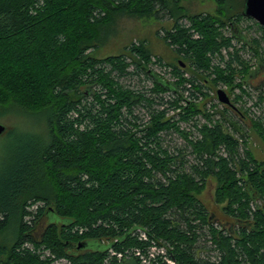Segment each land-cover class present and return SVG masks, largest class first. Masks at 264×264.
Wrapping results in <instances>:
<instances>
[{"label":"trees","instance_id":"trees-1","mask_svg":"<svg viewBox=\"0 0 264 264\" xmlns=\"http://www.w3.org/2000/svg\"><path fill=\"white\" fill-rule=\"evenodd\" d=\"M183 1L0 0V109L16 108L42 125L31 138L15 135L7 144L0 237L13 229V239L0 245L5 264H53L60 258L69 264H143L136 251L147 258L152 246L163 247L175 264H264V203H251L264 201V162L240 151L202 101L205 89L231 88L234 79L248 87L253 71L240 50L247 48L264 70V29L243 17L244 0H214L215 15L187 14ZM161 13L173 21L161 40L178 58L164 63L177 81L155 76L142 42L128 54L91 53L116 16L159 20ZM183 18L198 39L179 24ZM243 20L252 21L260 37L246 39L238 27ZM231 46L229 58L218 61L223 67L215 65L212 55ZM134 74L151 80V88L132 91L118 82ZM257 89L264 93V79ZM239 111L222 105V113L247 120ZM248 122L264 143L263 122ZM181 124L192 125L197 136L190 138ZM170 130L185 148L173 153L162 147ZM235 132L244 141L245 133ZM9 134L6 129L1 137ZM209 178L216 183L215 205L236 223L240 239L199 201ZM49 213L65 222L46 223L36 233ZM88 241L106 246L87 249ZM148 264L166 263L156 256Z\"/></svg>","mask_w":264,"mask_h":264},{"label":"rangeland","instance_id":"rangeland-1","mask_svg":"<svg viewBox=\"0 0 264 264\" xmlns=\"http://www.w3.org/2000/svg\"><path fill=\"white\" fill-rule=\"evenodd\" d=\"M239 1L240 0H236L237 3ZM181 6L187 14L215 15L217 10V5L214 0H187L183 1L181 3ZM161 14L162 18H160L159 20L150 16H116L114 20L109 24L107 33L102 38V42L98 43L97 49L92 50L91 53L97 58L118 55L120 53L128 54L129 50L127 51V49H129L131 46L138 47L142 42L151 55L149 66L152 68V70H155V63H157L158 58L162 60L161 63L164 66H166V62L176 63L178 58H176L171 52V48L169 47V49L166 44H164L161 40L162 34H165V31H169L172 28L173 21L171 19H168L165 14ZM174 15L176 17L177 13L174 12ZM252 21L243 20L238 26L239 30L242 31V34L248 40L249 38L252 39L260 37V33H258L259 31L253 24V22L255 21ZM178 22L182 25L183 23L188 22L189 28L186 29H190L195 32L194 29L190 28V22L187 19L183 18L180 19ZM227 29H229V27L225 29V36L229 37L230 34ZM199 37L200 36L192 39H198ZM231 43L233 47H236V49H240V45L238 43H236L235 41H232ZM232 46L229 47V49H227L226 51L232 52ZM260 47L262 49V53L260 52V55H262L264 53V40L261 41ZM244 50L245 51L240 50L239 56L242 57L244 61L249 63L251 70L255 75L252 79H250L251 81L249 82L250 84L248 85V87L242 85L240 79H234L231 88H229V86L226 84H221L217 88L214 87L205 89L204 93L206 94V97L202 101L204 103L206 111H208L210 114L214 113V117L212 119L219 121L226 129V133L232 136L236 141H238V144L240 145H238L239 150L243 152L244 149H248L255 161L263 163L264 143L262 142L261 136L259 135V132H257L256 127L253 128L252 124L249 125L248 119L254 122H263L262 126L264 127V93L263 91H260L261 93L258 94L259 89H257L264 77V70L259 67L256 59L252 57V54L249 52V50L247 48ZM134 57L136 59H139V57L137 56ZM153 59L155 60V62L153 61ZM186 63L188 65V62ZM169 68L170 70L168 71L171 76L167 78L172 79L174 82L177 81L178 78L176 77V75L173 74L171 67ZM128 71L135 72L134 66L130 65ZM183 77L188 78L187 75H184ZM212 78H214L213 75ZM118 82L123 86H127L132 91H144L145 89L149 90V88H151L152 86L151 80L145 78L143 75L139 76L138 74L126 76L123 78L121 77L119 78ZM217 89H222L225 91L226 94L228 93V95L230 96V100H237L236 102H234L235 104L233 105L235 107L237 106L238 108H236L238 110L240 109L243 113H245V115L247 116V120L245 119V121L242 120V122H240L238 121V118L233 116L231 113H222V106L219 105L216 100ZM253 104H256V106H253ZM180 105L183 104L181 103ZM251 105L256 108V113L249 112ZM135 113L136 115L141 117V120L143 122L147 120V117L144 118V116H146V113L142 108H137L135 110ZM34 117L27 115L13 107L8 108L7 110L0 109V125L4 126L6 129H9V132H12V134H9L8 138L0 136V190H2V187L4 186V181L2 177L6 168L5 163L8 162V160L6 159L8 158L9 145L7 144L9 143V138L13 139L16 135V138H20L22 140L29 139L32 137V133H34L36 130L42 129L40 121ZM179 126L180 129H182L183 131L190 132V138L197 136V132L195 131V129H193L192 125L181 124ZM239 128L241 129V132L245 133L244 141L243 138L240 136L241 134L235 132V130L238 131ZM42 137H45V135L43 134ZM185 146V140L178 133L174 132V130H170L162 135V147L167 148L170 152L174 153L177 149H183L185 148ZM222 149L224 148L222 147ZM220 155L223 156V154ZM186 160L192 162L193 157L187 154ZM215 186V180L209 178L206 181V185L204 186L203 190L197 197L206 208L209 216L212 217L213 215L215 219L218 220L217 223L223 225L226 230L234 232V234L232 235L233 238L240 239L241 231L238 229L236 223L233 220L226 218L221 212V208L216 206L213 201ZM28 203H31V201H28ZM251 203L255 206L262 207L264 201L262 202L261 199L258 200V198H255V200ZM40 204H35L34 207H30L29 210H34L35 206ZM26 220H28V218H26ZM64 222L65 220L57 217L52 213H49L48 217L43 218L39 222V224L36 226L35 231L36 233H40L41 226L45 225L46 223L63 224ZM5 232L6 233H4L0 237V245L9 246L13 239V229H7V231ZM86 245L87 249L91 250H103L106 246L104 244H99L95 241H88ZM6 259L7 253L4 252L0 256V263L5 264Z\"/></svg>","mask_w":264,"mask_h":264},{"label":"built area","instance_id":"built-area-1","mask_svg":"<svg viewBox=\"0 0 264 264\" xmlns=\"http://www.w3.org/2000/svg\"><path fill=\"white\" fill-rule=\"evenodd\" d=\"M185 28H189V23L188 22H185L183 23V25ZM190 32L192 33V38H197L199 35L195 32H193V30H190ZM164 34H162L163 36ZM229 49V48H228ZM227 49L223 48L220 50L219 53H214L213 58L215 59L216 58V62H214L216 65H219L221 67H223L222 63H218L220 57H222L225 61L229 58V55L228 53L230 52H227L226 51ZM153 61L155 62V60L153 59ZM156 64V63H155ZM162 64V63H161ZM152 69V68H151ZM170 68L167 66H164L163 64L162 65H159V64H156L155 65V70H152L155 74V76L160 80V81H163V82H168V83H173L174 81L170 78H167V77H170L171 74L169 73ZM156 71V72H155ZM164 76V78H163ZM246 87V86H245ZM185 96H187V94H185ZM217 100V99H216ZM218 102V101H217ZM219 105H221L219 103ZM222 106V105H221ZM254 106V104H253ZM251 105V108L249 110V112L251 113H256V108L253 107ZM237 107V106H236ZM238 108V107H237ZM241 140V139H240ZM238 142V141H237ZM239 145V144H238ZM240 146V145H239ZM28 220L27 221H30V217H27ZM26 220V218H25ZM140 238L141 239H145L144 235L141 234L140 235ZM113 254V253H112ZM136 256H138L141 260H142V263L143 264H148V261L149 259H154L156 256H159L161 257V259L166 263V264H175V261L173 259H171L170 257H167L166 256V250L163 248V247H156V246H152L149 248L148 250V253H147V258L142 256V254L139 252V251H136ZM53 264H69V262L67 261V259H64V258H60L58 260H56Z\"/></svg>","mask_w":264,"mask_h":264},{"label":"water","instance_id":"water-1","mask_svg":"<svg viewBox=\"0 0 264 264\" xmlns=\"http://www.w3.org/2000/svg\"><path fill=\"white\" fill-rule=\"evenodd\" d=\"M242 15L245 18L255 21L260 27L264 29V0H244ZM216 99L221 105L229 107L237 114H240V111L233 105L224 90H216ZM5 131L6 128L0 125V136H2ZM82 247L83 246L78 245L77 248L79 249Z\"/></svg>","mask_w":264,"mask_h":264},{"label":"flooded vegetation","instance_id":"flooded-vegetation-1","mask_svg":"<svg viewBox=\"0 0 264 264\" xmlns=\"http://www.w3.org/2000/svg\"><path fill=\"white\" fill-rule=\"evenodd\" d=\"M259 73H260V72H259ZM254 76H255V75L253 74L252 78H253ZM252 78H251V79H252ZM263 79H264V77H263ZM263 79H262V81H263ZM250 81H251V80H250ZM262 81H261V82H262Z\"/></svg>","mask_w":264,"mask_h":264},{"label":"bare ground","instance_id":"bare-ground-1","mask_svg":"<svg viewBox=\"0 0 264 264\" xmlns=\"http://www.w3.org/2000/svg\"><path fill=\"white\" fill-rule=\"evenodd\" d=\"M231 101V100H230Z\"/></svg>","mask_w":264,"mask_h":264}]
</instances>
